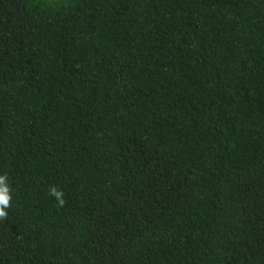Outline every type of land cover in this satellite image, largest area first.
Wrapping results in <instances>:
<instances>
[{
    "label": "trees",
    "instance_id": "trees-1",
    "mask_svg": "<svg viewBox=\"0 0 264 264\" xmlns=\"http://www.w3.org/2000/svg\"><path fill=\"white\" fill-rule=\"evenodd\" d=\"M0 174V264H264V0H0Z\"/></svg>",
    "mask_w": 264,
    "mask_h": 264
},
{
    "label": "clouds",
    "instance_id": "clouds-1",
    "mask_svg": "<svg viewBox=\"0 0 264 264\" xmlns=\"http://www.w3.org/2000/svg\"><path fill=\"white\" fill-rule=\"evenodd\" d=\"M49 194L55 198L58 208L64 206L65 200L62 190L53 186L49 188ZM11 201L12 189L8 183V177L6 174H0V221L8 218L9 213L6 210L11 207Z\"/></svg>",
    "mask_w": 264,
    "mask_h": 264
}]
</instances>
